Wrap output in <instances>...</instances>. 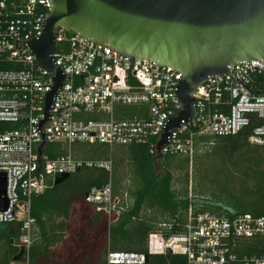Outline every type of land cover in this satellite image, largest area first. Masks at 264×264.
<instances>
[{
  "label": "built area",
  "instance_id": "2783aa9c",
  "mask_svg": "<svg viewBox=\"0 0 264 264\" xmlns=\"http://www.w3.org/2000/svg\"><path fill=\"white\" fill-rule=\"evenodd\" d=\"M50 11L48 0H0V124L16 126L0 130V225L17 226V247L28 251L35 221L31 216L32 199L45 192L55 180L79 170H101L108 176L102 187L92 188L86 202L108 217L116 207L113 195V164L107 160L74 158L70 147L88 144L106 147L145 146L157 160L164 156L184 157L192 167L196 138L234 137L251 124L247 141L264 146V63L253 60L228 67L240 81L225 74L208 79L192 95L196 114L169 132L168 142L156 150L164 123L177 116L182 107L175 89L181 75L157 63L130 58L102 48L89 40L59 28L51 55L64 74L59 92L54 96L49 118L40 126L43 147L63 143L69 152L55 160L36 151L43 142L37 128L44 119L46 93L52 87V75L38 66L23 42L39 38L40 24ZM7 52V53H6ZM117 106H146V118L117 120ZM5 192L2 194V181ZM166 236L167 238H164ZM264 238V216L240 214L232 219L209 213L194 215L189 209L183 232L178 235L151 233L147 255L109 252L107 264L150 263L149 256H181L184 263L230 264L229 241L234 238ZM256 264H264V257Z\"/></svg>",
  "mask_w": 264,
  "mask_h": 264
},
{
  "label": "trees",
  "instance_id": "16d2710c",
  "mask_svg": "<svg viewBox=\"0 0 264 264\" xmlns=\"http://www.w3.org/2000/svg\"><path fill=\"white\" fill-rule=\"evenodd\" d=\"M146 110V106H117L115 118H146ZM15 128L0 124V130ZM253 128L251 124L234 137L196 138L191 169L187 158L157 160L145 146L116 147L109 153L103 146L72 145L70 153L76 159H111L115 210L108 217L85 199L92 188L107 183L104 171L79 170L62 184L51 185L32 199L35 224L28 264H107L109 252L147 255L148 236L181 234L189 209L194 215L229 219L240 214L264 216V146L248 143ZM68 152V146L59 142L42 151L49 160ZM19 236V227L0 225V264H11L18 255ZM229 249L235 257L230 264H256L264 257V238H234ZM149 262L184 263L185 258L149 256Z\"/></svg>",
  "mask_w": 264,
  "mask_h": 264
},
{
  "label": "water",
  "instance_id": "95a60500",
  "mask_svg": "<svg viewBox=\"0 0 264 264\" xmlns=\"http://www.w3.org/2000/svg\"><path fill=\"white\" fill-rule=\"evenodd\" d=\"M48 3L50 11L40 24L39 38L16 39L14 48L8 51L12 53L16 42H23L38 66L52 75L44 119L37 124L43 138L37 157L42 156L44 144L40 126L49 118L54 96L64 80L51 57L55 31L59 28L102 48L157 63L181 75L174 93L182 110L164 123L157 151L168 142L172 129L195 116L192 95L200 85L225 74L242 84L228 67L253 60L264 63V0H48ZM69 178L70 174L62 175L54 185ZM1 192H5L4 178ZM166 253L170 255L171 251ZM23 257L24 249L20 248L13 262H20Z\"/></svg>",
  "mask_w": 264,
  "mask_h": 264
},
{
  "label": "rangeland",
  "instance_id": "374dc122",
  "mask_svg": "<svg viewBox=\"0 0 264 264\" xmlns=\"http://www.w3.org/2000/svg\"><path fill=\"white\" fill-rule=\"evenodd\" d=\"M71 154H72V153H71ZM191 185H192V184H190L189 187H191ZM190 189H191V188H190ZM11 228H12V230H15V229H16V227H14V226H12ZM34 238H35V236H34Z\"/></svg>",
  "mask_w": 264,
  "mask_h": 264
},
{
  "label": "flooded vegetation",
  "instance_id": "af4514ba",
  "mask_svg": "<svg viewBox=\"0 0 264 264\" xmlns=\"http://www.w3.org/2000/svg\"><path fill=\"white\" fill-rule=\"evenodd\" d=\"M14 227H16V228H17V226H14Z\"/></svg>",
  "mask_w": 264,
  "mask_h": 264
}]
</instances>
